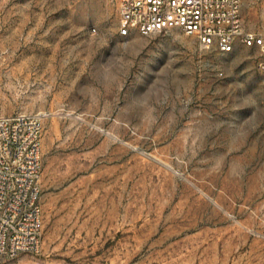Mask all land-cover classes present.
I'll return each mask as SVG.
<instances>
[{
  "label": "rangeland",
  "instance_id": "rangeland-1",
  "mask_svg": "<svg viewBox=\"0 0 264 264\" xmlns=\"http://www.w3.org/2000/svg\"><path fill=\"white\" fill-rule=\"evenodd\" d=\"M119 0H0V115L40 122L39 245L0 264H264V67ZM264 41V0H241Z\"/></svg>",
  "mask_w": 264,
  "mask_h": 264
},
{
  "label": "built area",
  "instance_id": "built-area-1",
  "mask_svg": "<svg viewBox=\"0 0 264 264\" xmlns=\"http://www.w3.org/2000/svg\"><path fill=\"white\" fill-rule=\"evenodd\" d=\"M118 34L180 29L204 49L231 52L240 42L262 52L260 34L245 30L241 0H119ZM40 122L35 114L0 115V257L39 245L41 205Z\"/></svg>",
  "mask_w": 264,
  "mask_h": 264
}]
</instances>
